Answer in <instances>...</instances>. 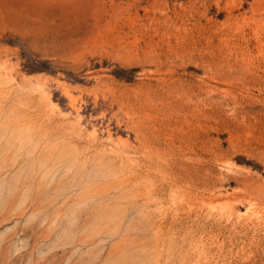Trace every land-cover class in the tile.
<instances>
[{
    "label": "rangeland",
    "instance_id": "rangeland-1",
    "mask_svg": "<svg viewBox=\"0 0 264 264\" xmlns=\"http://www.w3.org/2000/svg\"><path fill=\"white\" fill-rule=\"evenodd\" d=\"M0 264H264V0H0Z\"/></svg>",
    "mask_w": 264,
    "mask_h": 264
}]
</instances>
